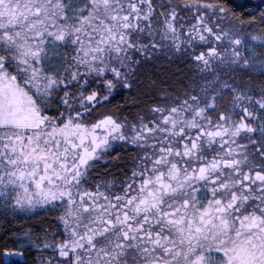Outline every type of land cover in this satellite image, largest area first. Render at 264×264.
Listing matches in <instances>:
<instances>
[{
    "label": "snow or ice",
    "instance_id": "6c2138e0",
    "mask_svg": "<svg viewBox=\"0 0 264 264\" xmlns=\"http://www.w3.org/2000/svg\"><path fill=\"white\" fill-rule=\"evenodd\" d=\"M0 206V264H264V0H0Z\"/></svg>",
    "mask_w": 264,
    "mask_h": 264
},
{
    "label": "trees",
    "instance_id": "16d2710c",
    "mask_svg": "<svg viewBox=\"0 0 264 264\" xmlns=\"http://www.w3.org/2000/svg\"><path fill=\"white\" fill-rule=\"evenodd\" d=\"M65 3L75 4L77 0H64ZM246 0H235L236 4H243ZM229 3H232V0H229ZM239 11V9H238ZM63 54H68L71 52V49H61ZM74 55V53H72ZM60 57L50 53V62L55 64L58 63ZM237 79L243 80V75L240 73L235 74ZM195 76L196 77V86L199 87L205 83V78H201L197 73L191 71L190 65L187 62L186 58L180 57H172L171 59L165 58L163 55L160 57L154 58L150 63H148L141 70L140 81L145 85L143 91L146 93H151L149 100L152 97L159 96L164 91H170V86H175L177 88H181L182 86L179 84L180 80H184V87H187L189 83V78ZM209 81L212 79L211 75L208 74L206 77ZM228 77L221 73V79H227ZM154 82V83H153ZM151 85V86H149ZM139 95V93H137ZM141 99H144L142 96ZM114 104H120L127 109L126 114L129 116L131 120L134 116L143 115L144 111L139 107V101L133 99L127 91L121 92V94L117 95L114 100ZM118 158H114L111 163L102 165V170H107L112 173V175L108 176L107 179L112 181L113 179L116 183H119V180L123 178V172L128 171L130 175L129 169L132 166V159L136 155L133 151L129 153L127 150H121L118 154H115ZM95 175V173H94ZM98 179L103 180L104 177H98ZM207 195L206 191L202 188L198 193V196L203 199ZM26 223H30L28 221L15 220L13 224H7L2 227L0 234V241L8 242L9 248L12 247L10 242V235L5 236V230L10 229L12 227L22 226ZM39 254L26 256L25 259L27 264H32L34 259H37ZM215 255V253L213 254Z\"/></svg>",
    "mask_w": 264,
    "mask_h": 264
},
{
    "label": "flooded vegetation",
    "instance_id": "af4514ba",
    "mask_svg": "<svg viewBox=\"0 0 264 264\" xmlns=\"http://www.w3.org/2000/svg\"><path fill=\"white\" fill-rule=\"evenodd\" d=\"M9 220H12L11 214L5 213L3 207L0 206V234L3 226L15 223V220H12V223H8Z\"/></svg>",
    "mask_w": 264,
    "mask_h": 264
},
{
    "label": "water",
    "instance_id": "95a60500",
    "mask_svg": "<svg viewBox=\"0 0 264 264\" xmlns=\"http://www.w3.org/2000/svg\"><path fill=\"white\" fill-rule=\"evenodd\" d=\"M16 259H18V260H19V258H16Z\"/></svg>",
    "mask_w": 264,
    "mask_h": 264
}]
</instances>
